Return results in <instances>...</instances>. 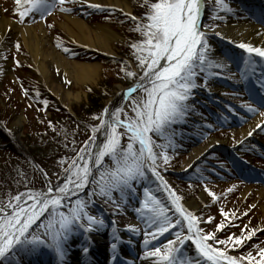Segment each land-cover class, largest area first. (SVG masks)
<instances>
[{
	"label": "rangeland",
	"instance_id": "1",
	"mask_svg": "<svg viewBox=\"0 0 264 264\" xmlns=\"http://www.w3.org/2000/svg\"><path fill=\"white\" fill-rule=\"evenodd\" d=\"M227 1L230 0H222L221 4H217V0H206L207 9L203 11L205 16L201 22L208 41L207 59L219 64L220 67L209 69L205 65L207 69L205 72L197 69L198 75L195 78L197 87L192 90L191 97L187 101L189 110L185 116L170 127H166L162 135L156 133L149 135L154 141L153 151L158 156L161 151H166L169 158L167 164L162 158L157 160V171L162 175L168 189L181 198L179 203L198 218L200 223L196 227L202 229L205 234L214 233L216 240L223 241H227L229 236H241L242 229L243 235H247L248 231L256 230L253 239L242 248H233L230 243L224 245L211 240L208 243L214 248L226 250L231 256H242L251 252L259 259L256 256L257 247H264V126L255 131L261 141L250 138L248 132L244 131H250L251 124L254 125L258 118L262 119L259 123L264 121V116L261 115L264 113V58L254 54L249 57L248 52L244 53L237 49L232 52L228 46H222L224 42L238 46L240 41L245 44L256 41L251 38L243 42L242 38L231 32L218 34L225 25V19L240 21L242 16L246 15L243 11L235 15L234 12H229L224 7ZM128 2L131 6V16L116 9L103 8L105 5H100L99 8L90 7L89 5L92 4L87 3L86 0H66L64 7L72 9L70 12H62L57 7L51 9L50 14H46L43 18L34 15L25 17L21 22L15 0H0V14L3 17L14 20L17 24L33 25L37 34L43 33L39 41H43L41 44L46 54L40 58H43L42 61L46 65L52 88L59 86L61 95L65 92L73 95L70 97H74V94L80 95L70 109L62 106L55 93L39 78L34 63L36 60L30 55L21 38L16 35V28L13 29L9 24L0 25V127L6 128V134L0 132V207L4 208L10 203H15V197L21 193L41 192L48 184L54 186L58 179L66 178L64 169L72 163L80 149L85 146V142L93 135V129L99 125V118L103 117L106 103L115 93L116 88H125L143 74L136 59L140 53L131 45L144 39L142 33L136 31V27L138 23H147L149 6L157 0H128ZM261 14L258 12L257 17H261ZM38 23L42 29L37 26ZM63 23L75 35L67 32ZM48 25L52 27L49 28ZM104 26H108V30L119 36L115 40H110L112 41L110 54L99 53L98 39L95 38L101 35ZM81 32L94 37L96 47L88 46L84 51L81 50L82 44L78 42L81 39V35L78 34ZM5 42L8 43L4 45ZM17 44L19 48L16 47ZM249 45L255 46L252 43ZM217 49H220L222 56L228 61L231 59L230 63L213 57L218 53ZM53 52L59 54L58 56L61 55L60 57L66 62L65 66L69 70L72 68L73 71H76V64L83 61L99 63L96 82L75 84L72 74L70 75L66 69L64 71L58 66V62L52 59V57L56 58ZM124 53L129 58L120 60V56L124 57L121 54ZM252 66L258 71L253 75L254 79L250 76L255 71ZM122 67L125 71L135 72L136 76L127 77L125 71H121ZM100 84H103V87H100ZM91 89L98 94V97L95 109L87 110L83 104L88 102V92ZM257 91L260 97H256ZM141 98L146 99V94L137 91L131 97L127 96L124 100H120V105L114 109L123 110L121 119L125 118L124 113L129 118H135L132 101ZM194 98H198L196 100L203 98L205 102L217 105L221 103L217 106L218 113H212L211 106L205 108L203 103L195 102L196 104L192 106ZM246 106L256 108L257 111L250 113ZM203 109L215 115H211L210 121L205 120L206 124L196 126L194 116L205 117ZM82 110L84 114L79 116ZM238 110L246 116L239 118ZM218 116L227 118L224 120ZM17 117H20L21 124L14 138L7 132H10L9 126ZM190 120H192L191 124H189ZM193 124L195 126L191 130ZM182 127L191 131L186 133ZM117 131L121 134V146L126 147L130 134H125L123 128H118ZM63 132L68 133L64 136ZM213 139L215 141H212ZM160 144L169 146L167 149L155 147ZM134 147L139 149L138 143L134 144ZM193 149L201 150L191 160L190 152ZM211 150H221L230 159V165L221 163L226 162L227 159L217 153L210 154ZM209 159L213 162L210 166L211 170L206 169L209 167L207 165ZM186 162L188 165L182 168ZM104 164L108 168L113 167L108 157L105 158ZM99 171L94 169L93 180L100 179ZM172 172L175 174L180 172L179 177L171 175ZM146 176L147 180L144 177L138 182H133L134 190L123 193L113 191L111 199L99 194L89 196L90 192H99L97 185L89 183L84 192L61 205L59 211L67 214L72 202L77 198L87 201L88 214L103 221L99 226L111 228L112 223L106 219L108 217L112 219L114 225L117 223L116 225L122 230L135 236L134 240L139 248L134 260L137 264H143L147 260H155L160 264L158 257L146 256L145 253L157 247L163 252L169 240L176 241L178 235L181 238L187 235L185 227L187 224L182 222L155 240L148 236L150 243L145 244V233L155 231L154 228L146 226L148 209L143 205L148 197L145 189L169 209L168 215L172 217L174 224L177 219L182 220L164 196L165 189L161 183ZM46 181L48 184H45ZM209 192H212L215 198L209 196ZM200 195L203 199L198 207L189 209L184 206ZM128 210H131L132 218L122 212ZM7 211L10 215L11 209ZM222 211L228 214L227 218L221 214ZM209 217L212 218L211 223L207 222ZM48 219V213H45V216H42L26 235L28 240L38 237L43 241L35 246L52 251L55 250V245L46 228L41 227L42 224L48 223ZM221 222L225 224V229L216 231V225ZM83 224V228L74 226L68 235L77 232L80 242L85 241L86 239L83 238L86 237L82 235L83 229L88 228V222L84 220ZM99 226L94 225L90 232L96 231ZM54 227L58 228L59 225L55 224ZM126 237L130 240L127 234ZM119 244L122 245L121 242ZM25 246L19 245L17 248H26ZM175 247L180 249L179 254L174 253L178 255V261L190 260L192 264H196V261L200 264L207 262L200 256L195 246L193 247L195 249L191 248V240H185L183 245L177 243ZM9 255L0 258V264H7Z\"/></svg>",
	"mask_w": 264,
	"mask_h": 264
},
{
	"label": "snow or ice",
	"instance_id": "2",
	"mask_svg": "<svg viewBox=\"0 0 264 264\" xmlns=\"http://www.w3.org/2000/svg\"><path fill=\"white\" fill-rule=\"evenodd\" d=\"M222 0H217L221 4ZM17 13L21 22L25 17L39 15L43 18L50 14V10L59 7L62 12H70L72 9L64 7L66 0H15ZM202 0H157L150 4V11L146 16L147 23H138L136 31H140L144 39L131 46L140 53L136 56L138 67L142 75L122 95L131 97L137 91H143L146 99L132 101V111L135 118L121 119L122 109L117 108L109 113L105 109L100 123L93 129V135L85 142V146L77 153V157L64 169L66 179L62 186H56L55 191L49 186L47 191L21 193L15 197V203L7 205L11 209L9 215L6 208L0 207V258L9 255L19 245H32L43 243L38 237L28 240L27 233L30 228L48 213V223L42 224L50 235L57 251L62 255V244L67 239L68 233L73 227L83 228V221L88 222L87 231L92 227L102 225V220L90 216L87 212V201L75 199L67 214L59 211L62 202L71 201L72 197L85 190L89 183L97 185L99 192H90L89 196L99 194L111 199L113 191L121 193L134 190L133 182L142 180L146 175V169L151 171L161 181V186L169 192L174 211L181 219L175 224L168 215L169 209L161 204L148 189L145 193L148 197L144 208L148 209L147 227L154 228L153 232H146L145 244L151 236L153 240L169 232L182 222L187 224L188 234L182 238L178 235L176 241L169 240L162 252L157 247L153 251L145 253L146 256L158 257L160 264H192V261H178L180 249L175 247L178 243L183 245L185 240H191L200 256L208 264H264V247H257V259L251 252L242 256L228 255L226 250L214 248L208 241L218 244H231L233 248H242L253 239L256 230L248 231L247 235L229 236L227 241L216 240L214 233H203L196 227L200 221L191 212L179 203L180 197L168 189L166 182L159 176L157 160L162 158L167 164L166 151H161L159 156L153 151L154 141L149 133L162 135L166 127H170L177 120L182 119L189 110L187 101L191 97L192 90L197 87L195 78L207 68L220 67L207 59L208 41L206 33L202 30L201 16ZM99 8V5H89ZM227 8L226 5H224ZM21 8L23 10H21ZM230 10V9H229ZM133 20L135 18L133 17ZM49 28L52 25H48ZM19 48V44L16 45ZM239 47L260 58H264V48L252 47L249 44L240 43ZM67 51V49H65ZM248 61L246 60V63ZM121 71H125L122 67ZM127 77H135L136 73L125 71ZM247 111L255 113L256 108L246 106ZM264 116V113H261ZM264 126V121L258 123L256 128ZM125 129L129 143L121 146L120 133L117 129ZM97 133L103 134V139L98 142ZM253 133H248L251 136ZM139 144V149L134 144ZM169 145H155L160 149H167ZM87 157V158H85ZM112 161L113 167L108 168L104 164L105 158ZM99 171L100 179L93 180V170ZM207 191V189H206ZM231 191V189H229ZM213 196L212 192L208 193ZM26 197V198H25ZM30 201V203H29ZM50 209V211H49ZM139 211V209H138ZM227 218L228 214L222 211ZM208 223L212 222L209 217ZM59 227L55 228L54 225ZM225 229L221 222L216 225V231ZM113 244V248H115ZM196 264H200L196 261Z\"/></svg>",
	"mask_w": 264,
	"mask_h": 264
},
{
	"label": "bare ground",
	"instance_id": "3",
	"mask_svg": "<svg viewBox=\"0 0 264 264\" xmlns=\"http://www.w3.org/2000/svg\"><path fill=\"white\" fill-rule=\"evenodd\" d=\"M87 3L91 4H97V5H106V6H112L117 8L120 12L124 13H131V6L129 5L128 0H86ZM253 1V2H251ZM259 4V8L264 10V0H230L227 1L225 4L227 6L228 11L234 12V14H238L242 11V6L244 4L250 6L252 8V11L256 10L255 4ZM207 9L206 0H202L201 3V13ZM230 9V10H229ZM255 17L249 16L247 17L242 16L243 20L236 21V20H230L226 19V23L222 28L218 31V34H226L228 32L235 33L239 38H242L243 42H246L251 38L256 39V41H252L250 43L255 44L254 47H260L264 48V26H261L259 24L253 23ZM251 22V23H250ZM11 25L12 28H16V35L19 36L22 40V42L27 46L28 50L30 51V55H32L35 58V67L36 71L39 73V78L42 80L44 85L49 88L53 93H55L56 98L61 102L62 106L66 107L67 109L71 108V105H73V102L77 99H79L80 95L74 94V97H70L72 95L71 93H64L60 94L61 88L59 86H53L49 82V76L47 72L46 65L42 61L43 58H40L41 56H44L46 52L42 48L43 41H39L41 38V35L37 34L35 31V28L33 25H21L17 24L16 21L7 19L0 14V25ZM38 27H41V25L38 23ZM63 26L65 29H67V32H70L71 35H75L71 30L66 27L63 23ZM42 29V27H41ZM108 26H104L103 29H101V35L95 36L96 39H98V48L100 49V53L104 54H110L112 53L111 47H110V40H115L119 38L117 34L114 32L108 30ZM81 31V30H80ZM81 35V39L78 42H81V47L87 48L88 46L96 47L94 37L86 35L84 32L78 34ZM218 35V36H219ZM77 36V34H76ZM220 38V36H219ZM241 42V41H240ZM239 42V44H240ZM8 42H5L7 44ZM249 43V42H248ZM249 43V44H250ZM50 51V50H49ZM50 53V52H49ZM56 58L52 57L56 62H58V66L62 69H65L68 71V73L72 76L73 82L75 84H84V83H93L96 82V77L98 76L100 64L97 62H80L76 64V71H73L72 68L69 70L64 63L65 60L62 59L59 54L54 53ZM49 55V54H48ZM215 59H218L222 62H227V59L222 56L220 52L215 54L213 56ZM40 58V59H39ZM229 67V66H228ZM72 71V72H71ZM256 71H253L254 74ZM251 76V75H250ZM252 77V76H251ZM53 84V83H52ZM123 88H116L115 93H113L112 97L108 99V102L106 103L107 106H112L113 104H116L120 100V94L122 92ZM73 96V95H72ZM260 118H258L255 122V124H251V128H254L257 123L260 122ZM21 124L20 117L15 118L9 128L10 132H7L9 135H12L14 138H16V135L18 133V129ZM6 128L0 127V132L3 134H6ZM244 132H250V131H244ZM103 139V137H102ZM101 139V140H102ZM255 139L261 141L256 136ZM212 141H215L214 139ZM264 143V142H263ZM202 149V148H201ZM201 149H193L190 153L192 154V158H195V156L199 153ZM87 158V157H85ZM249 162V161H248ZM188 165V162L184 163V167ZM65 177L58 179L57 183L58 186H62L65 181ZM165 182V180L163 179ZM160 182V181H159ZM161 183V182H160ZM55 191V188H53ZM203 196H198V198H193L191 201L184 204L185 207L192 209L198 207V204L200 201H202ZM7 209V206L4 207ZM187 227V226H186ZM86 231V230H85ZM186 231L188 233V230L186 228ZM126 234V232H125ZM86 237L85 241L80 242V240L77 238V234L72 233L71 236L66 239L62 244V255L55 249L54 251H48L44 248H40L38 246H32V245H26L24 247L17 248L16 250L7 257V264H86L88 263L87 258L89 255L94 254L95 255V264H137V261H133L134 259L131 257L133 253V249L136 250L138 248V244L134 243V240H128L126 235L122 237L120 241L125 243L126 247H119L115 245L116 247L113 248V244H116L114 240H116L119 237V234H117L116 230L114 228H111V230L108 227H102L99 226L96 229V232L94 233H84L83 235ZM92 240L90 242V240ZM195 245L191 241V248H193ZM195 249V248H193ZM105 256V257H104ZM119 256V257H118ZM6 259V258H5ZM143 264H157L155 260H147Z\"/></svg>",
	"mask_w": 264,
	"mask_h": 264
},
{
	"label": "trees",
	"instance_id": "4",
	"mask_svg": "<svg viewBox=\"0 0 264 264\" xmlns=\"http://www.w3.org/2000/svg\"><path fill=\"white\" fill-rule=\"evenodd\" d=\"M142 16H143V14H142ZM144 17V16H143ZM142 17V18H143ZM122 56H124V57H126V58H129L128 57V55L127 54H121ZM121 60V59H120ZM119 60V61H120ZM100 87H103V84H100ZM97 97H98V94H96V92H94V90H90L89 92H88V102L86 103V104H83V107L84 108H86L87 110L89 109H95V106H96V102H97ZM83 107H82V109H83ZM89 112V111H88ZM84 114V111L82 110V112L80 111L79 112V116L80 115H83ZM51 125H52V123H51ZM66 133H68V132H63L62 134L65 136V134ZM54 134H56V133H54ZM56 135H59V134H56ZM60 136H62L61 134H60Z\"/></svg>",
	"mask_w": 264,
	"mask_h": 264
},
{
	"label": "water",
	"instance_id": "5",
	"mask_svg": "<svg viewBox=\"0 0 264 264\" xmlns=\"http://www.w3.org/2000/svg\"><path fill=\"white\" fill-rule=\"evenodd\" d=\"M203 19H204V15L201 16L200 22H201ZM134 83H135V82H134ZM134 83H133V84H134ZM133 84L129 85L127 88H125V89L121 92V94H120V100H124V99H125L126 96H125V95H122V94L125 93V92L127 91V89H128L130 86H132ZM120 100H119L118 102H116V104H113L112 106H106L105 109H108V110H109V113H110L111 111L114 110L115 107L118 106V104L120 103ZM105 109H104V113H105ZM104 113L102 114L103 116H104ZM102 137H103V134H102V133H97L98 142L101 141ZM56 186H58V183L55 182L54 186H52V187H53V188H56Z\"/></svg>",
	"mask_w": 264,
	"mask_h": 264
}]
</instances>
